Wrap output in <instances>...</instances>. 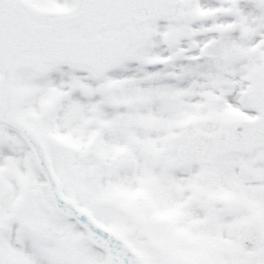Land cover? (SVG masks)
<instances>
[{
    "label": "snow or ice",
    "instance_id": "1",
    "mask_svg": "<svg viewBox=\"0 0 264 264\" xmlns=\"http://www.w3.org/2000/svg\"><path fill=\"white\" fill-rule=\"evenodd\" d=\"M0 264H264V0H0Z\"/></svg>",
    "mask_w": 264,
    "mask_h": 264
}]
</instances>
